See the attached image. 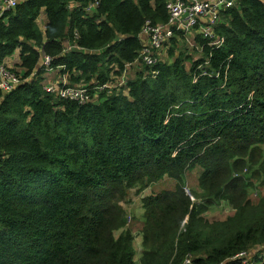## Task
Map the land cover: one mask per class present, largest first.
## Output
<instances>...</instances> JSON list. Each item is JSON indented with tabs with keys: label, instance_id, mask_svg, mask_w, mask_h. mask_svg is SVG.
<instances>
[{
	"label": "trees",
	"instance_id": "trees-1",
	"mask_svg": "<svg viewBox=\"0 0 264 264\" xmlns=\"http://www.w3.org/2000/svg\"><path fill=\"white\" fill-rule=\"evenodd\" d=\"M165 2L22 0L0 17V65L16 50L20 78L0 92V264H135L121 204L164 176L173 190L139 200L136 264H241L228 258L264 244V197L244 198L245 175L264 185V0L220 10L217 44L194 32L197 57L168 46V62L99 88L133 66L141 27L166 21ZM42 55L88 100L46 91ZM220 202L232 215L207 220Z\"/></svg>",
	"mask_w": 264,
	"mask_h": 264
},
{
	"label": "built area",
	"instance_id": "built-area-1",
	"mask_svg": "<svg viewBox=\"0 0 264 264\" xmlns=\"http://www.w3.org/2000/svg\"><path fill=\"white\" fill-rule=\"evenodd\" d=\"M22 0H0V17L5 11L12 9ZM236 0H166L165 10L167 19L164 23L150 24L145 21L139 33L145 40L142 44L133 63H140L150 66L157 59L154 54L164 47L174 34L181 32L186 34L193 29L201 36L209 39L210 44H217L219 38L215 35L213 26L219 22V11L233 7ZM96 2H90L84 7L85 12H89L91 7H96ZM175 37V36H174ZM40 65L44 70H50L48 67L49 58L41 56ZM158 60H160L158 58ZM132 64V63H131ZM130 64H128L129 66ZM125 66V65H124ZM59 67V66H57ZM126 67V66H125ZM63 75V74H62ZM64 75L58 82L52 81L48 85H42L46 91L53 92L57 97L83 103L87 98V87L85 84L69 85L64 80ZM20 83L17 72L0 65V92L6 93L12 90ZM123 83V76L117 85ZM111 85L102 84L99 88H109ZM252 254L246 250H241L232 255L230 260L237 259L241 264L249 261ZM258 256L264 260V247L258 252ZM181 264H189V258L185 257Z\"/></svg>",
	"mask_w": 264,
	"mask_h": 264
},
{
	"label": "rangeland",
	"instance_id": "rangeland-1",
	"mask_svg": "<svg viewBox=\"0 0 264 264\" xmlns=\"http://www.w3.org/2000/svg\"><path fill=\"white\" fill-rule=\"evenodd\" d=\"M42 20L43 17H39L37 20V24L39 27H41L42 24ZM195 30H191L190 32L183 34V39L182 36H178V34L181 32H179L178 34H174L173 37H171L168 41V43L166 45H164V47H162L161 50H159L158 52H156L154 54V57L158 60H164V61H169L170 58L166 57V51L168 46H172L174 49V52H181V51H185L186 54L192 56V57H197L198 54L197 52H195L194 50H192L191 48V37L193 36ZM177 37L182 40H178ZM177 39V41H176ZM166 46V47H165ZM137 63L132 64L133 66H128V64H125V70L122 74L116 76L115 78H113V82L110 84L111 86L116 85V83H118V81L120 80V76H123V79L126 77L130 78L134 76L135 70L139 69L141 66L136 65ZM46 78L49 77L48 74H45ZM45 78V79H46ZM110 86V87H111ZM118 86V85H116ZM15 88V87H14ZM88 92V91H87ZM199 172V168L197 167H193L192 169L188 170L185 172V181H184V186L187 190V192H185L186 194L190 195V192L192 194H196V192L198 191L197 188V180L196 177L198 175ZM247 178V193L245 194L244 198H246L251 204L255 205L258 203V201L260 200V198L264 197V185L260 184L259 180L257 178H252L249 177L248 175H245ZM171 180V181H170ZM170 182H174L172 179L170 178H166L164 176V178H161L159 181H157V183L153 184L156 187V191H160L163 188H168L169 187V183ZM195 182H196V186H195ZM152 185V186H153ZM147 191H153L152 189H146L145 192ZM133 197V199H132ZM136 196L134 194L133 190H129V192L127 193V196L125 198V202H122V206L125 210V216H126V224L125 226L120 229H127L128 231H132L135 235L137 234V232H139L141 223L138 221L139 218L136 217L135 215V207L132 203L133 201H136ZM209 211L203 213V216L211 221V220H223L226 216H231L233 213V210L226 205L224 202H220L219 204H217L214 207H211L208 209ZM119 232L118 230H115L113 232L114 236H116ZM264 247V244L260 245L257 244L255 246H251L249 248L246 249L247 252H249L250 254H252V256L256 253H258L260 250H262V248ZM139 253V251H136ZM135 252V254H136ZM137 257L136 255H134V260L136 261Z\"/></svg>",
	"mask_w": 264,
	"mask_h": 264
},
{
	"label": "crops",
	"instance_id": "crops-1",
	"mask_svg": "<svg viewBox=\"0 0 264 264\" xmlns=\"http://www.w3.org/2000/svg\"><path fill=\"white\" fill-rule=\"evenodd\" d=\"M94 10V8L93 7H91L90 9H89V12H86V13H91L92 11ZM41 17V16H40ZM193 30H196V29H193ZM195 33H196V31H194ZM138 38H139V40H140V42L143 44L144 43V40H145V38H144V36L141 34V33H139L138 34ZM66 44L64 43V46H65ZM67 48H69V47H67ZM41 56L39 57V59H38V65L40 66V63H41ZM18 53H17V51L15 50L11 55H9V56H7V57H5L4 58V60H3V64L6 66V67H8L9 69H11V70H17V65L16 64H18ZM132 64H134V63H132ZM131 64V65H132ZM130 66V65H129ZM59 67H55V68H51L50 70H44V73H43V79H42V81H41V84L42 85H48V84H50L52 81H55V82H58L59 80H61V77L63 76L61 73H59ZM45 74H48L49 75V77H47L46 78V75ZM46 78V79H45ZM131 78V77H130ZM126 79H127V77H126ZM64 80L66 81V78H64ZM164 178V177H163ZM167 178V177H166ZM168 179V178H167ZM171 181V180H170ZM195 186H196V182H195ZM152 189L153 191H147V192H145V190L146 189ZM147 188H145L144 190H142L141 192H139L138 194H136L135 196H136V201H133V205L134 206H136L135 207V215H136V217L137 218H139V220L140 221H138V223L140 222L141 223V215H142V210H141V208H140V198L141 197H143V196H145V195H147V194H149L150 192H157L156 191V187H155V185H153V186H149V187H147ZM173 188H174V182H170L169 183V187L168 188H163L162 190H173ZM132 199H133V197H132ZM209 211V210H208ZM207 212V211H206ZM140 228H141V226H140ZM139 231H140V229H139ZM119 232H120V230H119ZM129 232H130V234H131V236H132V242H131V245H132V249H133V251H134V254H133V261H134V263L136 264L137 263V260H138V256H139V254H140V252H141V250H142V246H141V243H140V241H141V237H140V233L139 232H137V234L135 235L132 231H130L129 230ZM136 251H139V253L138 252H136ZM135 252H136V254H135ZM134 255H136V257H137V259H136V261L134 260Z\"/></svg>",
	"mask_w": 264,
	"mask_h": 264
},
{
	"label": "bare ground",
	"instance_id": "bare-ground-1",
	"mask_svg": "<svg viewBox=\"0 0 264 264\" xmlns=\"http://www.w3.org/2000/svg\"><path fill=\"white\" fill-rule=\"evenodd\" d=\"M218 23H219V22H217L216 24H218ZM216 24H215V25H216ZM215 25H214V26H215ZM214 26H213V28H214ZM3 66H5V65H3ZM5 67H6V66H5ZM7 68H8V67H7ZM63 75H64V77L66 78V81H65V82H66L67 84H69V85H72V84L69 83L67 75H66V74H63Z\"/></svg>",
	"mask_w": 264,
	"mask_h": 264
},
{
	"label": "water",
	"instance_id": "water-1",
	"mask_svg": "<svg viewBox=\"0 0 264 264\" xmlns=\"http://www.w3.org/2000/svg\"><path fill=\"white\" fill-rule=\"evenodd\" d=\"M184 192H187L186 188H184Z\"/></svg>",
	"mask_w": 264,
	"mask_h": 264
},
{
	"label": "clouds",
	"instance_id": "clouds-1",
	"mask_svg": "<svg viewBox=\"0 0 264 264\" xmlns=\"http://www.w3.org/2000/svg\"><path fill=\"white\" fill-rule=\"evenodd\" d=\"M185 188V187H184Z\"/></svg>",
	"mask_w": 264,
	"mask_h": 264
}]
</instances>
